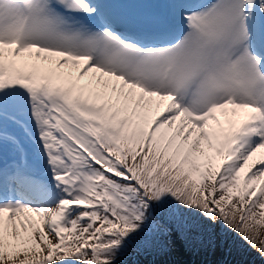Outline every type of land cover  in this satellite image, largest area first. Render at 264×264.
<instances>
[{
	"label": "snow or ice",
	"instance_id": "1",
	"mask_svg": "<svg viewBox=\"0 0 264 264\" xmlns=\"http://www.w3.org/2000/svg\"><path fill=\"white\" fill-rule=\"evenodd\" d=\"M195 213L264 258V0H0V264H119Z\"/></svg>",
	"mask_w": 264,
	"mask_h": 264
},
{
	"label": "rangeland",
	"instance_id": "2",
	"mask_svg": "<svg viewBox=\"0 0 264 264\" xmlns=\"http://www.w3.org/2000/svg\"><path fill=\"white\" fill-rule=\"evenodd\" d=\"M209 229L210 234L202 240L192 241L173 228L164 238L163 249L154 246L129 251L120 257L119 264H264L256 249L219 221H210ZM261 231L264 234V229Z\"/></svg>",
	"mask_w": 264,
	"mask_h": 264
},
{
	"label": "trees",
	"instance_id": "3",
	"mask_svg": "<svg viewBox=\"0 0 264 264\" xmlns=\"http://www.w3.org/2000/svg\"><path fill=\"white\" fill-rule=\"evenodd\" d=\"M189 222L194 225L192 231L198 234L199 236L198 240H202L203 237H206V234H210V229H209L210 221L204 219L202 216L199 215V213L193 214L190 217ZM174 230L177 233L181 234L180 231L176 230L175 228ZM189 236H191V234H189Z\"/></svg>",
	"mask_w": 264,
	"mask_h": 264
}]
</instances>
